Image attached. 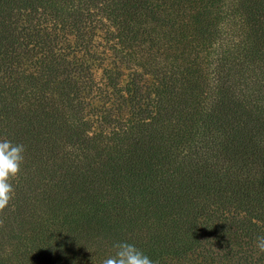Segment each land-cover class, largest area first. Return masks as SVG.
Instances as JSON below:
<instances>
[{
    "label": "trees",
    "instance_id": "16d2710c",
    "mask_svg": "<svg viewBox=\"0 0 264 264\" xmlns=\"http://www.w3.org/2000/svg\"><path fill=\"white\" fill-rule=\"evenodd\" d=\"M5 139L0 264H264V0H0Z\"/></svg>",
    "mask_w": 264,
    "mask_h": 264
},
{
    "label": "clouds",
    "instance_id": "9594fccd",
    "mask_svg": "<svg viewBox=\"0 0 264 264\" xmlns=\"http://www.w3.org/2000/svg\"><path fill=\"white\" fill-rule=\"evenodd\" d=\"M25 146L0 140V213L14 198L13 182L19 177L24 162ZM256 247L264 253V236L257 237ZM114 254L105 258L102 264H155L153 259L135 245L118 242L113 245Z\"/></svg>",
    "mask_w": 264,
    "mask_h": 264
},
{
    "label": "rangeland",
    "instance_id": "374dc122",
    "mask_svg": "<svg viewBox=\"0 0 264 264\" xmlns=\"http://www.w3.org/2000/svg\"><path fill=\"white\" fill-rule=\"evenodd\" d=\"M158 264H185L184 261H176V260H166V261H162Z\"/></svg>",
    "mask_w": 264,
    "mask_h": 264
}]
</instances>
